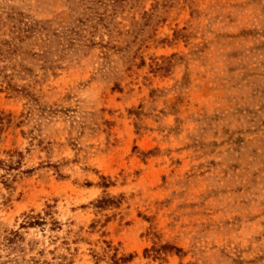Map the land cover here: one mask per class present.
I'll list each match as a JSON object with an SVG mask.
<instances>
[{
    "label": "rangeland",
    "instance_id": "obj_1",
    "mask_svg": "<svg viewBox=\"0 0 264 264\" xmlns=\"http://www.w3.org/2000/svg\"><path fill=\"white\" fill-rule=\"evenodd\" d=\"M0 264H264V0H0Z\"/></svg>",
    "mask_w": 264,
    "mask_h": 264
}]
</instances>
